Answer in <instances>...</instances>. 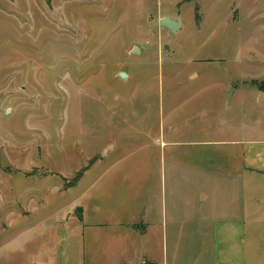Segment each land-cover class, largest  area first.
<instances>
[{
	"label": "rangeland",
	"instance_id": "374dc122",
	"mask_svg": "<svg viewBox=\"0 0 264 264\" xmlns=\"http://www.w3.org/2000/svg\"><path fill=\"white\" fill-rule=\"evenodd\" d=\"M196 109L264 136V0H0V264L95 203L104 148L157 153L161 122Z\"/></svg>",
	"mask_w": 264,
	"mask_h": 264
},
{
	"label": "crops",
	"instance_id": "0c3cea01",
	"mask_svg": "<svg viewBox=\"0 0 264 264\" xmlns=\"http://www.w3.org/2000/svg\"><path fill=\"white\" fill-rule=\"evenodd\" d=\"M205 112L168 115L157 153L104 148L95 203L68 212L63 232L36 234L31 264H264V136Z\"/></svg>",
	"mask_w": 264,
	"mask_h": 264
},
{
	"label": "water",
	"instance_id": "95a60500",
	"mask_svg": "<svg viewBox=\"0 0 264 264\" xmlns=\"http://www.w3.org/2000/svg\"><path fill=\"white\" fill-rule=\"evenodd\" d=\"M160 27L168 30L171 34L178 32L182 28V26L179 23L169 18H162L160 20ZM133 53L139 55L140 51L136 47L134 48ZM118 76L123 80H126L128 78V75L123 72H120ZM233 94H234V90L231 88L228 95L229 104H231Z\"/></svg>",
	"mask_w": 264,
	"mask_h": 264
}]
</instances>
